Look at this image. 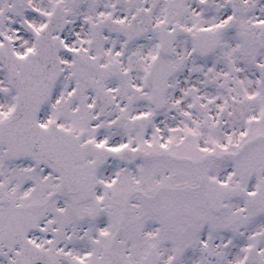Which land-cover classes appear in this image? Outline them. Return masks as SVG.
Instances as JSON below:
<instances>
[{"label": "snow or ice", "instance_id": "6c2138e0", "mask_svg": "<svg viewBox=\"0 0 264 264\" xmlns=\"http://www.w3.org/2000/svg\"><path fill=\"white\" fill-rule=\"evenodd\" d=\"M0 264H264V0H0Z\"/></svg>", "mask_w": 264, "mask_h": 264}]
</instances>
